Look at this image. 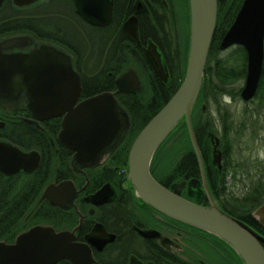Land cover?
Masks as SVG:
<instances>
[{"label":"flooded vegetation","instance_id":"af4514ba","mask_svg":"<svg viewBox=\"0 0 264 264\" xmlns=\"http://www.w3.org/2000/svg\"><path fill=\"white\" fill-rule=\"evenodd\" d=\"M104 1L107 6L106 14L111 7L110 20L105 25H94L85 21L77 12L75 0H38L27 6H19L14 0H0V40L15 35L34 38L30 47L5 52H31L35 49V40L66 48L75 57L76 69L81 75V99L87 98L84 95V85H90L91 92L96 90L94 86H115L117 90V78L127 69L137 72L145 93L150 85H159L161 81L168 82L170 77L173 79V72L182 69L191 46V0ZM243 3L244 0H218L215 32L221 38L219 48ZM104 16L101 20H105ZM82 28L90 32V38L87 40L90 48L86 56L82 53L80 45ZM151 45L161 54L167 80L162 75H157L149 63L147 52ZM240 47L244 46L233 45L228 49ZM220 51L224 50L220 48ZM261 80L264 83V72ZM261 80L256 95L250 101H244L241 95L245 80L241 81V86H237L242 87L240 96L225 93L220 98V105L208 92L206 99L199 105L204 121L215 125L220 135L226 124L230 125L231 135L237 127L241 129L237 132H243V128L244 132H256L259 128L258 117L260 116V120L264 119V94H261L264 84L261 86ZM233 85L232 88L238 89ZM137 92L140 91L119 95H124L123 101L130 103V94L143 93ZM232 99H241L245 105L256 104L253 109L245 112V117L237 127H234ZM20 100L25 101V97L22 96ZM198 101L199 99L196 104ZM212 104H215L217 117L210 110ZM226 111L229 113L227 118ZM32 120L34 117L29 111L4 107L0 103V139L25 151L37 150L41 161L34 171L36 172L42 164V152L38 149L27 150L11 142L14 135H26L28 140L34 139V126L43 131L44 139L50 143L47 145L49 149L53 148L54 153L59 155V168L61 164L67 167L74 151L59 140L63 116L40 120L39 125ZM25 124L30 127L23 126ZM213 136L215 135L211 136L212 143ZM215 137L220 141L218 147L222 151L221 165L214 164L213 158L211 163L203 159L211 196L229 214H243V220L264 236V226L254 216V212L264 204V193L261 200L258 196L259 191L264 189L260 184L264 182V176L242 174V171L247 172L244 163L234 158L233 154L229 159L231 149L221 142L219 135ZM214 147L215 143L213 151ZM122 149L120 144L114 153L100 164L86 167L79 172L71 170V176L62 178L56 174L50 177L47 175L48 181L31 212L32 217L30 215L23 222L24 227L12 242H5L14 243L20 234L40 225L52 227L56 232L74 231L75 242L81 251L78 264H244L240 256L223 239L194 226L180 223L144 203L136 193L128 169L116 172L117 157ZM49 155H52L51 150ZM196 162L198 169H195L193 174L186 175L180 181L168 182L167 187L171 188L173 184L185 181L181 195H198L202 191L196 198L201 204L209 205L200 166L198 161ZM34 172L21 171L11 176L2 172L0 174L11 178ZM67 180L73 181L76 189L71 204L61 207L50 198H43L49 184H60ZM193 181H197L196 185ZM107 184L113 192L109 201L95 204L87 200V197L94 195ZM98 224L103 225L101 231L95 230ZM92 233L94 237L89 238ZM262 245L264 246V242ZM57 264L74 263L64 258Z\"/></svg>","mask_w":264,"mask_h":264},{"label":"water","instance_id":"95a60500","mask_svg":"<svg viewBox=\"0 0 264 264\" xmlns=\"http://www.w3.org/2000/svg\"><path fill=\"white\" fill-rule=\"evenodd\" d=\"M27 6L38 0H14ZM77 12L90 24L105 25L111 16L106 14L104 0H75ZM1 4V2H0ZM192 37L187 68L182 83L162 109L146 124L133 142L128 156V174L140 199L162 214L182 223L202 229L230 245L244 264H264V236L243 220L229 214L212 198L204 160L192 122L204 78L205 67L214 38L218 0H191ZM105 15V20H101ZM28 35H15L0 40V103L22 108L32 113L33 123L63 116L59 140L74 151L72 164L76 170L93 167L103 162L119 146L130 130L128 111L117 96L140 91L143 87L137 72L127 69L117 78L116 91H104L81 99V75L76 69L73 54L66 48L35 40V49L28 53L5 52L23 49L33 44ZM242 45L247 51V74L241 95L250 101L256 95L264 72V0H244L236 19L222 38L221 50ZM147 58L157 75L166 78L161 54L150 46ZM24 96L25 101L20 98ZM185 119L193 151L200 166L209 205L192 201L181 195L185 181L171 188L159 182L151 172L153 158L177 124ZM215 143L213 162L220 166L222 151ZM37 150L22 148L0 139V172L16 175L21 171L34 172L40 165ZM196 185L197 181H193ZM76 189L73 181L49 184L43 198L66 207L72 203ZM112 189L104 186L87 200L95 204L110 200ZM254 216L264 226V204ZM98 224L96 231H101ZM94 237L93 233L89 238ZM80 246L74 231L56 232L48 226H35L20 234L14 243L0 242V264H57L68 259L78 264Z\"/></svg>","mask_w":264,"mask_h":264},{"label":"trees","instance_id":"16d2710c","mask_svg":"<svg viewBox=\"0 0 264 264\" xmlns=\"http://www.w3.org/2000/svg\"><path fill=\"white\" fill-rule=\"evenodd\" d=\"M219 36L220 35L215 32L205 67L203 83L198 95L199 101L197 104H195L192 114V122L198 145L200 147L203 159L209 163L212 162L213 158V143L211 141V136L219 135L221 142L230 149L233 144V139L229 133V124H226V126L223 127L222 133L220 135L218 134V130L215 125L208 121H204V116L199 108L200 102L206 99L208 92L213 95L218 105H220L219 101L221 96L225 93H231L234 96L239 97L242 87H237L238 89H235L232 88L231 85L244 81L247 74V51L244 49V47H240L236 49V56H222V52L219 48V43L221 40ZM188 57L189 52L187 53L182 69L173 72V79L170 77L168 82L161 81V84L159 85H150L146 93L143 92L145 90L143 85L140 92H137L143 93H133L129 95L131 96L129 101L130 103L123 101L124 95H118L117 98L120 104L128 111L130 115L131 126L128 134L125 137L126 139L124 138L125 141H123V139L120 143L123 146V149L117 157L116 165H118V169L116 172L122 171L128 167L129 151L136 137L146 126V124L162 109V107L173 96L182 83L186 73ZM263 84L264 83L261 80V86H263ZM88 86L89 87H86L84 85V95L87 97L106 90H116L115 86H94L96 90L91 92L90 88L92 87L90 85ZM261 94H264L263 88ZM225 115L226 118L229 117V113L227 111ZM23 126L30 127L26 124ZM33 129L34 139L28 140L26 135H18L17 137L14 135L11 142L18 144L27 150L38 149L40 152H42L43 160L40 168L33 174H22L11 178H6L0 174V241L12 242L16 234L24 227L23 222H25V220L29 218L30 215L32 217L33 214H31V212L38 202L40 193L46 184V181H48V178H46L47 175L50 177V175L56 174L57 176L63 178L71 176V170L79 172V170H76L72 164L73 156L69 159L67 167L61 164L59 168L60 159L57 157L59 155L54 153L53 148L49 149L47 145H50V143L44 139L43 131L38 130L34 126ZM171 142H173V144H175L177 147L174 151L175 153L173 152V157L176 156L177 158L178 156H181L174 164L171 163V165L167 167L163 166L164 169L162 168L160 171H157L156 168L158 165L160 166L159 163L161 161V155L167 150L168 144ZM50 150L52 155H49ZM231 154L232 152L229 151V159L231 158ZM196 161L197 157L193 151L187 124L185 119H182L158 148L152 161L151 172L159 182L165 186H168V182L171 183L174 181H180L186 177V175L193 174V171L198 169ZM260 184L261 187H264V182ZM263 193L264 189L260 190L258 193L260 200ZM201 194L202 191L198 195ZM198 195L195 193L194 195L190 196L189 194L186 195V198L199 202L198 198H196ZM242 215L243 214H234L233 216L243 220Z\"/></svg>","mask_w":264,"mask_h":264},{"label":"rangeland","instance_id":"374dc122","mask_svg":"<svg viewBox=\"0 0 264 264\" xmlns=\"http://www.w3.org/2000/svg\"><path fill=\"white\" fill-rule=\"evenodd\" d=\"M82 39L80 42L81 50L84 56H86L89 53V42L87 41L90 38V32L88 29L82 28ZM221 55L223 56H236L237 52L236 49H228L222 51ZM243 83V82H242ZM242 83H236L233 85V87L241 86ZM231 108L234 112V127H237L240 125L241 120L245 117V112L249 109H253L255 107V103L251 105H245L244 102L239 100H231ZM211 112H213L214 116L217 117L216 107L215 104L211 105L210 108ZM260 117V116H259ZM258 117V131L256 129V132L252 131H246L243 132L237 130L241 129H235L234 133L231 135L233 139V144L231 147V152L233 154V157L236 158L238 161L244 163V166L247 169L246 171H242V174L248 175V176H264V119ZM245 124V123H244ZM236 125V126H235ZM254 125V123H253ZM252 125H250L251 127ZM176 145L173 144V142L168 144L167 150L164 151L161 155V161L160 166L156 168L157 171H160L163 166L167 167L169 165L174 164L176 160L180 158L178 156L173 157L174 151L176 149ZM174 152V153H173ZM173 157V158H172Z\"/></svg>","mask_w":264,"mask_h":264}]
</instances>
